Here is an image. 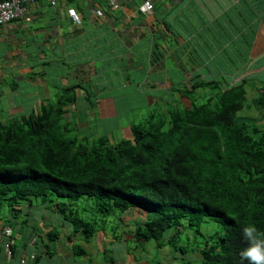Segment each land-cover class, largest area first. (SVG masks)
Here are the masks:
<instances>
[{
  "label": "trees",
  "instance_id": "trees-1",
  "mask_svg": "<svg viewBox=\"0 0 264 264\" xmlns=\"http://www.w3.org/2000/svg\"><path fill=\"white\" fill-rule=\"evenodd\" d=\"M97 1L108 8L106 0ZM249 4L263 6L264 0ZM15 21L30 22L14 19L0 28ZM229 49L207 69L215 79L190 88L174 85L175 99L163 102L171 106L133 123L130 137L116 142L96 136L95 127L81 128V118L69 108L75 109V86L63 88L38 111L0 119V234L10 230L1 235L0 255L6 245L9 263L39 264L45 256L51 259L57 245L68 259L85 258L78 243L102 232L111 240L95 256L106 264H115L112 246L129 240L136 251L138 243L153 242L157 250L178 252L186 264H247L239 256L246 246L241 227L253 221L264 230V92L258 93L264 82L240 79L232 85L247 57L237 51L233 58ZM248 84L257 93L249 100ZM249 108L253 115L243 112ZM42 207L60 224L43 226V217H35ZM139 209L143 221L131 229L122 225L118 232L121 225L108 224ZM209 221L217 230L201 233L200 225ZM27 248L32 258L25 261ZM125 251L130 255L120 254ZM131 257L135 264H161Z\"/></svg>",
  "mask_w": 264,
  "mask_h": 264
},
{
  "label": "crops",
  "instance_id": "crops-1",
  "mask_svg": "<svg viewBox=\"0 0 264 264\" xmlns=\"http://www.w3.org/2000/svg\"><path fill=\"white\" fill-rule=\"evenodd\" d=\"M142 1L119 0L120 9L111 10L97 0H59L54 8L39 0L29 24L15 21L2 26L0 119L5 122L38 111L63 88L75 86L76 111L69 108L81 118V128L92 124L96 129L113 120L112 130L128 138L133 123L119 126L117 102L123 110L136 100L147 106L166 98L171 102L174 85L190 88L202 79H212L215 71L207 69L215 68V56L219 58L232 47L235 53L229 49L230 56L237 57L241 44L247 47V60L238 77L255 84L264 82V22L258 20L264 19V5L252 6L245 0H220L217 7L213 0L202 4V0H168L162 5L152 0L153 12L143 15L138 11ZM70 8L79 15V24L68 16ZM215 19H225L220 30L215 28ZM184 20L191 26L181 24ZM235 24L240 30L233 28ZM158 39L163 45H156ZM219 42L222 48L215 47ZM201 44L206 46L198 59L186 61V54ZM248 86L247 94L253 92ZM56 252L59 260L68 259L59 248ZM2 256L0 264H9ZM50 262L42 259L39 264ZM125 264L135 263L128 257Z\"/></svg>",
  "mask_w": 264,
  "mask_h": 264
},
{
  "label": "rangeland",
  "instance_id": "rangeland-1",
  "mask_svg": "<svg viewBox=\"0 0 264 264\" xmlns=\"http://www.w3.org/2000/svg\"><path fill=\"white\" fill-rule=\"evenodd\" d=\"M191 0H184V2H189L190 3ZM205 1H208V0H202L201 4L202 3H205ZM211 1V0H210ZM215 2V7L219 6V2L220 0H213ZM250 1H253V3L255 2V0H250ZM249 1V2H250ZM160 4H165L167 5L168 4V0H159ZM183 2V3H184ZM191 6H193L191 4ZM163 7V6H162ZM194 7V6H193ZM195 9V7H194ZM186 14V12H185ZM187 19H191L190 17L186 16ZM223 20L225 19H215L213 20V23L215 24V28H219L218 30H220V26L221 24H223L224 22H222ZM238 20V19H236ZM207 24L208 22L206 20H203V24ZM181 24H188L189 26H191V24L187 21V20H184ZM180 27V26H179ZM217 30V31H218ZM216 31V32H217ZM220 32V31H218ZM196 35L193 36V38H195ZM156 45L158 46V44H162V40L161 39H158L156 41ZM188 43V40H186V44ZM207 45V42L205 43ZM163 45V44H162ZM203 45L204 44H201L199 45L197 48H195V51L194 53H190V54H186V57H185V60L186 61H192V62H195V57L198 59V53H201L204 51V48H203ZM204 45V46H206ZM190 47L188 45L187 47V51H189ZM238 52H241V53H245L246 52V47H244L242 44L240 46L239 49H237ZM155 52H156V49H155ZM201 58V57H200ZM216 60V59H215ZM243 60V59H242ZM197 64V63H196ZM243 66L244 64L239 68V69H243ZM237 69V70H239ZM236 69H234L233 71H235ZM215 75V74H213ZM215 79V76L213 77ZM236 80V81H235ZM232 81V85L233 84H237L239 81H240V78L236 77V79ZM231 84V82H229ZM130 91V90H129ZM132 91V89H131ZM52 92V91H51ZM210 93H214L213 90H210L209 91ZM31 93V92H29ZM257 93H254L253 92H250L249 91V94L246 95L247 99H252L256 96ZM136 100V98H135ZM168 100V98L166 99H163V101H166ZM138 102H133L131 103L130 105H126V107L124 108V110L122 109L123 106L122 105H119L120 103L117 102V105L116 107L118 108L119 110V119L117 118V115L115 116V118H117L116 122L119 124V126H121L122 124H125V123H134V124H137L141 121H143L145 118H147V116L150 114V113H159L161 111V108H167V106H171L170 104L169 105H165V103H157V105H150V106H147L143 103H141L139 100H136ZM161 101V100H160ZM167 102V101H166ZM199 102H203V98L201 100H199ZM169 103V102H168ZM177 107H181L179 105V103H176ZM79 106V105H78ZM80 106H82L80 104ZM121 109V110H120ZM163 110V109H162ZM246 115L250 114V115H253L254 114V110L252 108H249L245 111H243ZM2 121V120H1ZM3 123H5L4 121H2ZM114 121L113 120H109L108 121V125L107 126H100V128H97V133H96V136H101V135H107V136H110L111 137V140H113L114 142H116L117 140L121 139V138H125L126 136H122L121 135H117V131H113L112 130V126H113V123ZM90 127H92V124L90 125ZM89 131H93V128L89 129ZM89 131H87V133H89ZM109 132V133H108ZM92 134V132H91ZM42 209L44 210H41L40 208L36 209L38 211H40L38 214H36V218L39 217V215L41 217H43V226L44 225H56V224H60L59 220L56 218V217H52L51 218V213H50V209H48L47 211L45 210L46 208L45 207H42ZM143 217H144V212L142 210H133V211H130V212H126L123 216H122V219H120V221H118V217L115 216L113 218H110L108 220V224L109 225H121L120 228L117 230L118 232H123V226L122 225H126L128 226L129 229H131L132 227V224L136 221V220H140V221H143ZM51 218V220H50ZM38 221V220H37ZM48 222H51V223H48ZM39 223V221H38ZM217 224L214 222V221H209V222H205L203 224L200 225V232L203 233V234H206V233H214L215 230H217ZM65 229L62 230L61 232V236L60 237H63L67 234V225L64 227ZM36 230H37V226H36ZM46 231L45 228H43V231ZM44 231V232H45ZM191 237V236H190ZM110 241L111 239L109 238V236H106L104 233L102 232H99L97 235L94 236L93 239H91L90 241H88L87 243L85 242H79L78 244H80V246L84 249L85 253H86V257H75L71 254V256L73 258H70V259H66L65 261H62L63 259H60L59 260V257L56 256L55 252L58 250V247L57 245H55L54 247L51 248V253H53V251H55L51 257L52 259V262H50L51 264H67V263H70L71 261H74V264H106L105 262L102 261V257L99 256L96 258L95 254H97V251H100V246H101V243L103 241ZM198 241H202L201 237H198ZM1 242H2V237H1ZM132 243V240H129V242H123V243H120V244H114L112 246L113 250H112V255L110 254V256H112V258L115 260V264H125L127 263V258L128 256H132L134 255L135 256V259L138 261L139 257L143 260V262L145 261V258L147 259H151V261L153 262H159L161 264H186L187 263V260L184 256L180 255L178 252H171V250H169L168 248H164V249H161V250H157L154 248V243L153 242H147V243H138L136 245L137 247V251L135 250L134 248V245L131 244ZM17 245H19V241H17ZM128 248H127V246ZM184 245V244H183ZM37 250L39 248V246L36 247ZM36 250V249H34ZM124 250H129V253L130 255H128L125 251V255H122V253H124L123 251ZM120 251L122 252L121 254ZM136 251V252H135ZM109 255V254H108ZM31 256V250L29 249L28 251V254L25 255V261H28V257ZM175 257V258H174ZM46 261H49L51 260L49 257L45 256L44 257ZM49 259V260H48ZM88 260H91L92 263L88 262ZM129 261H132L131 260V257H129ZM14 262L10 261L9 264H13ZM7 264V263H6ZM137 264H140L137 262Z\"/></svg>",
  "mask_w": 264,
  "mask_h": 264
},
{
  "label": "clouds",
  "instance_id": "clouds-1",
  "mask_svg": "<svg viewBox=\"0 0 264 264\" xmlns=\"http://www.w3.org/2000/svg\"><path fill=\"white\" fill-rule=\"evenodd\" d=\"M38 1L39 0H37L36 4L38 3ZM42 1H44V0H42ZM68 1L76 2V1H79V0H68ZM144 1L145 0H143L142 3ZM150 1L152 2V5H153V1L152 0H150ZM58 2H59V0H57L56 4ZM142 3L139 5L138 11H139V8L142 5ZM50 7L54 8L55 6H53V7L50 6ZM69 10H73L75 16L78 18V21H79L78 23H76L69 16V14H68ZM152 12H153V9H152V11L150 13H152ZM139 13L143 14L140 11H139ZM150 13H146V14H143V15H147V14H150ZM67 14H68L70 19L75 24H79L80 23V17H79V15L76 13V11L74 9H72V8L68 9L67 10ZM3 231H2V234H5ZM9 233H10V230H9ZM2 234H0V239H1V235ZM241 237H242V240H243L244 244L246 245L239 252V256L241 258V261L242 262L243 261H247V264H264V230H261L260 228H258L257 225L255 224V222L248 221V222H245L242 225V227H241ZM3 257L5 259H7V260L10 259V254L8 253V248H7L6 245H4ZM30 257L32 258V255ZM128 257H131V256H128ZM132 260H133V258H132Z\"/></svg>",
  "mask_w": 264,
  "mask_h": 264
},
{
  "label": "built area",
  "instance_id": "built-area-1",
  "mask_svg": "<svg viewBox=\"0 0 264 264\" xmlns=\"http://www.w3.org/2000/svg\"><path fill=\"white\" fill-rule=\"evenodd\" d=\"M50 6H55L57 0H44ZM111 10L119 8V0H106ZM37 0H0V25L5 24L14 19H23L24 22L31 20V10L36 5ZM153 9L152 2L145 0L139 8L143 14L150 13ZM69 16L78 23V18L75 16L73 10L68 11ZM9 234V230L3 231Z\"/></svg>",
  "mask_w": 264,
  "mask_h": 264
},
{
  "label": "bare ground",
  "instance_id": "bare-ground-1",
  "mask_svg": "<svg viewBox=\"0 0 264 264\" xmlns=\"http://www.w3.org/2000/svg\"><path fill=\"white\" fill-rule=\"evenodd\" d=\"M107 5H108V3H107ZM118 9H120V2H119V8Z\"/></svg>",
  "mask_w": 264,
  "mask_h": 264
}]
</instances>
